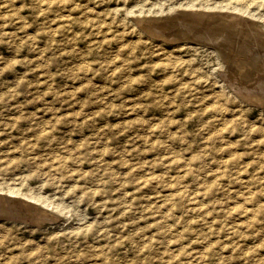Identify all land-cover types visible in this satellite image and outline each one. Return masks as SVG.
I'll list each match as a JSON object with an SVG mask.
<instances>
[{"label":"rangeland","instance_id":"rangeland-1","mask_svg":"<svg viewBox=\"0 0 264 264\" xmlns=\"http://www.w3.org/2000/svg\"><path fill=\"white\" fill-rule=\"evenodd\" d=\"M228 13L264 32V0H0V195L33 205L0 264H264L263 107L171 31Z\"/></svg>","mask_w":264,"mask_h":264},{"label":"bare ground","instance_id":"bare-ground-1","mask_svg":"<svg viewBox=\"0 0 264 264\" xmlns=\"http://www.w3.org/2000/svg\"><path fill=\"white\" fill-rule=\"evenodd\" d=\"M235 10L242 12V13H246L242 6H241V8L235 9ZM222 12L224 13V11H222ZM234 13L236 14L237 12H234ZM242 13H240V15ZM232 14H233V12H232ZM206 15L207 14H203V16H202V14H201L200 16H202V17H199V18L196 17V20L188 19L187 21H185L183 19L180 21L179 27H177L175 29L173 28L171 31H175L177 34L181 35V38H182V36L187 37V38H188V36H190L192 38H196L197 40L201 39V40L207 41V43L212 44V48L214 50L212 52L216 53L217 56L220 55V57L222 55L224 60L229 61L228 63L230 66V70H229L230 72L228 74L230 76L226 75L227 78L226 79L224 78L225 81L229 85L226 87L233 89L232 91H231V89H229V90L235 96H238L239 94H244V98H246L248 100H252L256 104L257 103L260 104V106L263 107L262 109L264 110V32H261L259 30V28L252 23H250V25H248V26H245L244 29L239 28L237 25H239L241 23V21H236L237 19L235 20V17L238 18L237 15L233 16V15H230L229 13H228V15L227 14H223V15L226 17H230L229 20L232 18L231 23L233 25L237 24L235 27L234 26L230 27V25H228V27L230 28V29H228L222 25L223 26L222 30H220V32L218 31L217 33H214L213 31L207 32V30H206V32H204V30L202 29L203 27L201 28V26H200V27H198V29L196 28L197 31L195 32L193 30V24L203 22L202 21V20H204L203 17L206 18ZM208 15H210V14H208ZM219 15H218V17H220ZM246 15L248 17L247 13H246ZM172 17H173V15H172ZM177 17H179V16H177ZM212 17H214V16H212ZM238 19H240V16ZM247 19H250V17ZM142 20H144V19H142ZM208 20H210V19H208ZM207 25L208 24H206V26ZM209 27H211V26H209ZM262 28H264V27H262ZM152 30H153L152 33L155 34L156 33L155 28ZM191 30L193 32L191 35H189ZM176 33H175V35H176ZM162 37H163V35H162ZM171 38H173V37H171ZM208 49H209V47H208ZM221 58H219V60H221ZM234 92H237L239 94L237 95ZM242 98H243V96H242ZM9 192L13 193L14 191H9ZM6 195H10V194L0 195V217H5V218L12 219V220L24 222L23 220L26 219L25 218L26 215L24 216V214L28 213L29 208H32L33 205H31L28 201L23 202L21 200H17V198H14V197H10V196L7 197ZM26 198L34 199V197H26ZM37 200L40 202H43V200H41V199H37ZM20 202L22 204H20ZM28 215L31 216V214H28ZM26 221H28V220H26Z\"/></svg>","mask_w":264,"mask_h":264}]
</instances>
